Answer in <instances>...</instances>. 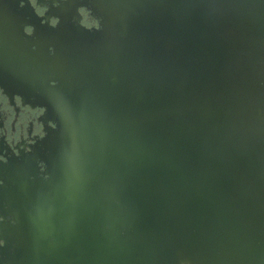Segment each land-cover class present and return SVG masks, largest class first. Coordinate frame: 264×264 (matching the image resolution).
I'll list each match as a JSON object with an SVG mask.
<instances>
[{
    "label": "water",
    "instance_id": "95a60500",
    "mask_svg": "<svg viewBox=\"0 0 264 264\" xmlns=\"http://www.w3.org/2000/svg\"><path fill=\"white\" fill-rule=\"evenodd\" d=\"M0 86V264H264V0H0Z\"/></svg>",
    "mask_w": 264,
    "mask_h": 264
},
{
    "label": "flooded vegetation",
    "instance_id": "af4514ba",
    "mask_svg": "<svg viewBox=\"0 0 264 264\" xmlns=\"http://www.w3.org/2000/svg\"><path fill=\"white\" fill-rule=\"evenodd\" d=\"M31 1L40 13H44L51 0ZM21 2L23 3L24 0ZM81 10L83 12L82 21L85 24L89 26L97 24V20L89 16L85 8L81 7ZM56 21L57 18L51 19L53 23ZM27 29L31 30V26H27ZM3 90L4 88L0 86V147L7 155H12L14 151L20 153V149L29 148V143L34 142L44 133L43 125L39 120L44 108L32 107L29 103H23L20 95L15 94L10 97ZM0 157H2L0 163L7 159L6 156L1 155Z\"/></svg>",
    "mask_w": 264,
    "mask_h": 264
}]
</instances>
